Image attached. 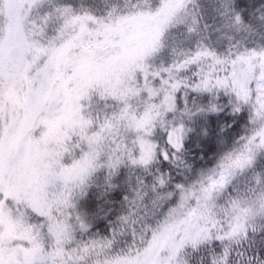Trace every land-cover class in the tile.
I'll return each mask as SVG.
<instances>
[{
	"label": "snow or ice",
	"instance_id": "obj_1",
	"mask_svg": "<svg viewBox=\"0 0 264 264\" xmlns=\"http://www.w3.org/2000/svg\"><path fill=\"white\" fill-rule=\"evenodd\" d=\"M0 264H264V0H0Z\"/></svg>",
	"mask_w": 264,
	"mask_h": 264
}]
</instances>
